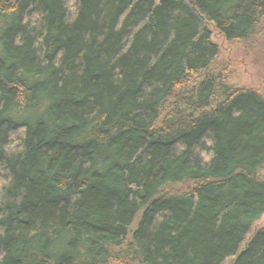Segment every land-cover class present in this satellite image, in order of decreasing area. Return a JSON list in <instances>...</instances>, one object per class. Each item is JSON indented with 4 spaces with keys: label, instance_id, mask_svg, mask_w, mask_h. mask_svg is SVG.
<instances>
[{
    "label": "trees",
    "instance_id": "16d2710c",
    "mask_svg": "<svg viewBox=\"0 0 264 264\" xmlns=\"http://www.w3.org/2000/svg\"><path fill=\"white\" fill-rule=\"evenodd\" d=\"M93 1L104 22L131 17L134 57L159 84L160 124L204 144L189 176L207 182L219 221L195 234L199 258L264 264V0ZM3 4L30 28L43 22L45 0ZM1 29L0 264L168 263V215L145 211L119 126L47 42Z\"/></svg>",
    "mask_w": 264,
    "mask_h": 264
},
{
    "label": "rangeland",
    "instance_id": "374dc122",
    "mask_svg": "<svg viewBox=\"0 0 264 264\" xmlns=\"http://www.w3.org/2000/svg\"><path fill=\"white\" fill-rule=\"evenodd\" d=\"M3 3L0 0L1 31L9 37L36 35L47 42L68 76L93 95L98 116L119 126L117 147L138 163L145 211L160 219L168 215L162 216L172 238L166 264H206L199 258L202 245L195 234L207 232L219 216L215 217L207 182L198 184L189 176L190 166L203 157L204 144L160 124L159 84L153 69L134 57L131 17L120 15L117 22L107 23L93 0H45L43 22L35 30ZM22 54L13 60L18 62ZM31 98L32 104L43 101L40 96ZM31 110L37 118L43 115Z\"/></svg>",
    "mask_w": 264,
    "mask_h": 264
}]
</instances>
